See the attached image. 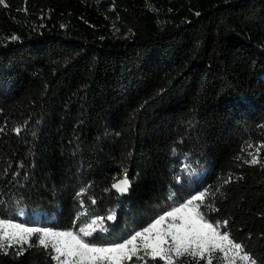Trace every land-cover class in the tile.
<instances>
[{"label":"trees","instance_id":"obj_1","mask_svg":"<svg viewBox=\"0 0 264 264\" xmlns=\"http://www.w3.org/2000/svg\"><path fill=\"white\" fill-rule=\"evenodd\" d=\"M185 155L204 175L182 188ZM190 198L264 264V0H0V221L78 234L98 218L87 241L107 247ZM136 247L122 264H229L170 238ZM0 264L64 263L0 230Z\"/></svg>","mask_w":264,"mask_h":264},{"label":"rangeland","instance_id":"obj_2","mask_svg":"<svg viewBox=\"0 0 264 264\" xmlns=\"http://www.w3.org/2000/svg\"><path fill=\"white\" fill-rule=\"evenodd\" d=\"M196 166L190 156L181 158L178 182L182 188L195 185L204 175V171L196 170ZM194 199L174 202L165 214L146 229L132 232L121 243L107 247H98L87 241L97 232H106L102 220L98 218L78 234L60 233L42 227L39 215L29 216L19 211L15 220L0 221V230L4 241H19L23 245L28 243L32 235L39 234L41 243L53 245L64 264H99L104 260L122 264L124 259L127 262L137 251L138 244L158 255L169 238L182 246L223 249L229 264H254L237 249L225 244L219 230L209 226L200 216Z\"/></svg>","mask_w":264,"mask_h":264},{"label":"water","instance_id":"obj_3","mask_svg":"<svg viewBox=\"0 0 264 264\" xmlns=\"http://www.w3.org/2000/svg\"><path fill=\"white\" fill-rule=\"evenodd\" d=\"M113 191L117 196L126 198L130 196L132 188L128 181L122 180L113 186Z\"/></svg>","mask_w":264,"mask_h":264}]
</instances>
